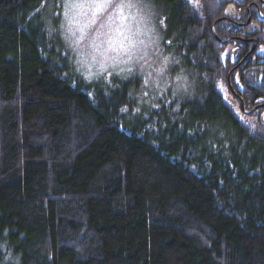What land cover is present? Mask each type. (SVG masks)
I'll use <instances>...</instances> for the list:
<instances>
[{
	"label": "trees",
	"instance_id": "16d2710c",
	"mask_svg": "<svg viewBox=\"0 0 264 264\" xmlns=\"http://www.w3.org/2000/svg\"><path fill=\"white\" fill-rule=\"evenodd\" d=\"M48 1L0 0V264H264V3L152 0L199 88L137 107L142 76L86 81Z\"/></svg>",
	"mask_w": 264,
	"mask_h": 264
},
{
	"label": "rangeland",
	"instance_id": "374dc122",
	"mask_svg": "<svg viewBox=\"0 0 264 264\" xmlns=\"http://www.w3.org/2000/svg\"><path fill=\"white\" fill-rule=\"evenodd\" d=\"M49 5L46 24L56 26L69 60L86 81L113 74L142 76L137 107L148 101L156 104L166 92L183 98L198 90L192 71L172 72L173 63L164 54L159 9L152 0H49ZM221 90L234 105L226 88Z\"/></svg>",
	"mask_w": 264,
	"mask_h": 264
},
{
	"label": "flooded vegetation",
	"instance_id": "af4514ba",
	"mask_svg": "<svg viewBox=\"0 0 264 264\" xmlns=\"http://www.w3.org/2000/svg\"><path fill=\"white\" fill-rule=\"evenodd\" d=\"M264 12H262L260 9H258L257 8V14H258V17L259 18H261L262 20H264L262 17H261V15L263 14ZM234 14V12L232 13V15ZM239 25H244V26H247V27H249L250 28V30H248V35H250V32H252V31H254L255 30V27L257 26V25H259V22H251L250 21V17H249V20L247 19V21L246 22H244V23H238ZM257 24V25H256ZM258 27V26H257ZM251 36V35H250ZM250 36H248L247 38L248 39H246V40H249V38H250ZM250 54V53H249ZM249 54L248 53H245L244 55H243V57L240 59V61L238 62V64L237 65H239V64H242L243 63V61H244V59H246L248 56H249ZM256 60L254 59V58H252V60H251V66H248L246 69H244L243 71H242V82H244V84H246V85H249V86H251L252 84H249V82L245 79V71H247V70H256V71H259L260 73H264V61H259L258 62V64L259 65H256ZM247 64V63H246ZM236 65V66H237ZM230 84H231V88L228 86V84H227V86H228V88L230 89V91H231V89L235 92V93H232L234 96H236L237 98H239L240 99V96H239V94L237 93L238 91L236 90V86H238L241 90L243 89V87H242V85H240V81H239V79L237 78V77H235L234 79H233V82L230 80ZM241 102V101H240ZM258 107V105H256V108ZM254 109H255V107H254Z\"/></svg>",
	"mask_w": 264,
	"mask_h": 264
},
{
	"label": "water",
	"instance_id": "95a60500",
	"mask_svg": "<svg viewBox=\"0 0 264 264\" xmlns=\"http://www.w3.org/2000/svg\"><path fill=\"white\" fill-rule=\"evenodd\" d=\"M261 2L264 3L263 0H261ZM232 7H233V5L230 4V5H228L227 8H226L227 15H229V16L232 15V13H233ZM247 9H248V8H247ZM261 17L264 19V14H262ZM224 18H225V17H224ZM222 19H223V18H222ZM248 20H249V18H248ZM215 23H216V22H215ZM214 25H215V24H213V26H212V33H213V35H214V38H215L216 40L220 41V42H225L226 40L220 39L219 37H217V35H215V33H214ZM258 32H259V29H258V27L256 26V27H255V30L252 31V32L250 33V35L254 36V35H256ZM255 46H256V41L253 39V44H252V47H251V49L249 50L248 54L251 53V52L255 49ZM230 74H231V71L228 73L227 84H228V86L231 88V84H230ZM231 92H232V93H235L232 89H231ZM253 109H254V108L249 109V110L244 109V104H243V101L241 100V110H242L245 114L250 113Z\"/></svg>",
	"mask_w": 264,
	"mask_h": 264
},
{
	"label": "snow or ice",
	"instance_id": "6c2138e0",
	"mask_svg": "<svg viewBox=\"0 0 264 264\" xmlns=\"http://www.w3.org/2000/svg\"><path fill=\"white\" fill-rule=\"evenodd\" d=\"M120 111L124 112V111H127L126 108H121Z\"/></svg>",
	"mask_w": 264,
	"mask_h": 264
}]
</instances>
